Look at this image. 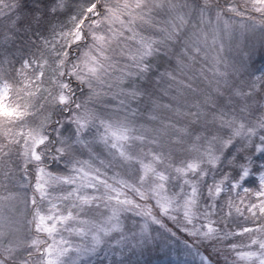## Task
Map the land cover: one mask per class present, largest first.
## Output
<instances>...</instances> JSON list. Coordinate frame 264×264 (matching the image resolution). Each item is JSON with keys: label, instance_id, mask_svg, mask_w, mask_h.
<instances>
[{"label": "snow or ice", "instance_id": "1", "mask_svg": "<svg viewBox=\"0 0 264 264\" xmlns=\"http://www.w3.org/2000/svg\"><path fill=\"white\" fill-rule=\"evenodd\" d=\"M258 54L264 0H0V264H264Z\"/></svg>", "mask_w": 264, "mask_h": 264}, {"label": "rangeland", "instance_id": "2", "mask_svg": "<svg viewBox=\"0 0 264 264\" xmlns=\"http://www.w3.org/2000/svg\"><path fill=\"white\" fill-rule=\"evenodd\" d=\"M225 43H227V41H225ZM253 59H254V61H258V59H260L259 60L260 65L258 67L253 65L251 68V71L257 72V70H259V72H264V56L258 54ZM204 88H205V85L203 82H201L200 79H198L197 77H192V88L185 92V99L181 100V103L184 102V103L190 105L191 103H193L197 99L198 96H202ZM129 195L131 196V194H129ZM135 219L136 218H132V220H130L128 222L132 223L133 221H135ZM181 247H182V245H181ZM157 253L160 254L161 255L160 258L163 259L161 261V264H168V262L166 260H164V259H168V257L163 255L162 253L155 251V250L151 251V253H145V255L147 257H151L153 254L157 255ZM132 260L135 262L136 257H132Z\"/></svg>", "mask_w": 264, "mask_h": 264}, {"label": "trees", "instance_id": "3", "mask_svg": "<svg viewBox=\"0 0 264 264\" xmlns=\"http://www.w3.org/2000/svg\"><path fill=\"white\" fill-rule=\"evenodd\" d=\"M259 60H260V59H258V61H255V63H254V65H255L256 67H258V66L260 65ZM256 64H257V65H256ZM256 67H255V68H256ZM183 103H184V102H183ZM184 104H186V103H184ZM160 257H161V255L158 254V253H157V255H156V254H153L151 257H148V262H150V264H161V261H162L163 259H161ZM164 260H166V261L168 262V264H170L169 259H164ZM154 262H155V263H154ZM142 263H143V262H142ZM94 264H105V262L100 261V260H97V261H94Z\"/></svg>", "mask_w": 264, "mask_h": 264}]
</instances>
